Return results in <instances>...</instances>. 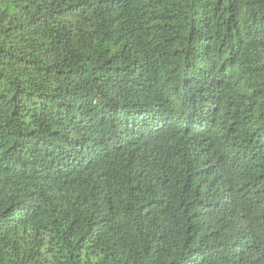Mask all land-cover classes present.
I'll return each mask as SVG.
<instances>
[{
	"label": "trees",
	"instance_id": "16d2710c",
	"mask_svg": "<svg viewBox=\"0 0 264 264\" xmlns=\"http://www.w3.org/2000/svg\"><path fill=\"white\" fill-rule=\"evenodd\" d=\"M0 264H264V0H0Z\"/></svg>",
	"mask_w": 264,
	"mask_h": 264
}]
</instances>
